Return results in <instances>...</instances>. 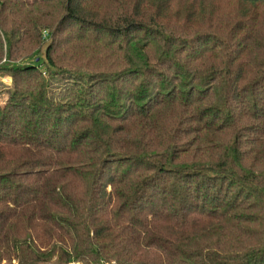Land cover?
Instances as JSON below:
<instances>
[{
    "label": "trees",
    "instance_id": "1",
    "mask_svg": "<svg viewBox=\"0 0 264 264\" xmlns=\"http://www.w3.org/2000/svg\"><path fill=\"white\" fill-rule=\"evenodd\" d=\"M3 74L0 264H264V0H0Z\"/></svg>",
    "mask_w": 264,
    "mask_h": 264
},
{
    "label": "rangeland",
    "instance_id": "2",
    "mask_svg": "<svg viewBox=\"0 0 264 264\" xmlns=\"http://www.w3.org/2000/svg\"><path fill=\"white\" fill-rule=\"evenodd\" d=\"M25 64H26V61L23 62V65H25ZM46 79L48 82L47 75H46ZM10 83H11V81H10L9 76H7L6 74L0 75V89H4V90H0V106H4V107L9 108V106L6 102L7 96H6V92H5L6 91L5 87L6 86L8 87L10 85ZM48 85L50 86V83H48ZM2 264H6V263L3 262Z\"/></svg>",
    "mask_w": 264,
    "mask_h": 264
}]
</instances>
